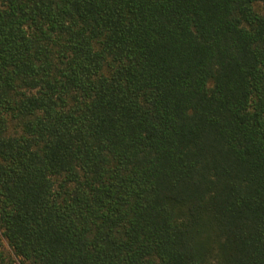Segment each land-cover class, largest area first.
<instances>
[{"label": "trees", "instance_id": "trees-1", "mask_svg": "<svg viewBox=\"0 0 264 264\" xmlns=\"http://www.w3.org/2000/svg\"><path fill=\"white\" fill-rule=\"evenodd\" d=\"M0 233L22 264H264V0H0Z\"/></svg>", "mask_w": 264, "mask_h": 264}, {"label": "rangeland", "instance_id": "rangeland-1", "mask_svg": "<svg viewBox=\"0 0 264 264\" xmlns=\"http://www.w3.org/2000/svg\"><path fill=\"white\" fill-rule=\"evenodd\" d=\"M0 240H1V243H2V249L7 252V253H10L12 256H13V259L15 261V264H22L21 263V260L17 257L14 256L12 250L8 247L7 245V242L5 241V239L1 236V233H0Z\"/></svg>", "mask_w": 264, "mask_h": 264}]
</instances>
